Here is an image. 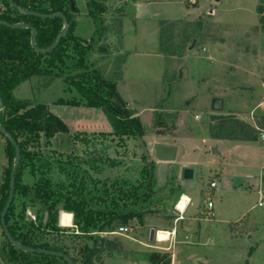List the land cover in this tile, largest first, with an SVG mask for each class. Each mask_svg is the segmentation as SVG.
<instances>
[{
	"label": "rangeland",
	"instance_id": "obj_1",
	"mask_svg": "<svg viewBox=\"0 0 264 264\" xmlns=\"http://www.w3.org/2000/svg\"><path fill=\"white\" fill-rule=\"evenodd\" d=\"M75 1L77 12L73 15L75 25L71 35L90 47L86 54L89 68L117 83L122 77L125 57L118 53L117 47L121 42L127 2L91 0L89 7L88 0ZM185 2L198 7L192 17L159 25L157 21L146 20L149 23L140 22L142 28L135 35L131 28L136 23L132 24L134 20L127 18L125 41L137 50L128 53L126 74H131L128 78L124 76L126 83H122L121 91L134 99L126 104L141 122L143 135L140 139L133 135L119 139L111 133L112 128L99 107L57 105L58 98L80 97L73 88L68 89L70 87L61 77L48 80V77L34 75L13 91L17 98L50 103L48 109L65 117L71 130L79 132L77 137L73 136L75 133H58L49 143L42 137L40 144H28L34 157L26 158L27 164L22 168L20 183L27 185V193L16 195L15 219L23 212L26 221H35L37 213L40 216L43 206L32 205L30 197L32 186L41 175L54 187L63 186V191L72 190L74 183L76 187H83L84 196L94 210L104 206L101 199L108 203L112 198L122 210H148L141 220L133 218L123 225L131 228L127 232L118 231L121 224L115 219L114 230L90 229L87 233H82L74 224L73 212L60 210L56 222L58 230H40L35 237L37 242L63 247L78 264H83L84 246H90L95 238H98L99 247L108 249L94 264H155L150 261L154 252H168L171 264L175 239L149 242L146 238L151 226L161 231L171 230L169 224L174 216L170 202L172 199L173 203L176 189L174 178H163L161 171L156 176L154 168L150 177L148 171L149 163L153 164L155 156L159 157L155 149L168 157L169 152L160 147L171 143L174 136H189L194 132L203 137L210 128L219 130L221 127H216L219 122L233 124L238 121L255 127L262 120L263 111L257 104L264 100V0ZM72 44L70 41L71 50ZM224 73L230 89L223 88L219 82ZM214 96L223 97L220 111L210 107ZM259 137L257 134L256 139ZM4 149L5 138L0 133V185L9 166L7 156L3 164ZM152 149L155 156L150 154ZM200 170L186 181L187 188L194 190L192 193L202 203L207 197L217 199L216 188L210 189L211 178L206 167L201 166ZM148 182L150 188L145 189ZM244 190L248 210L241 225L234 221L236 215L227 213L224 198L223 213L218 221H202L199 242L178 245L189 264H264V204H257L255 186ZM123 206L126 207L123 209ZM166 207L172 208L170 213ZM61 212L72 214L71 226L59 224ZM98 217L103 220L107 215ZM226 218L229 223L223 221ZM7 251L0 227V264L19 261H11L12 256ZM179 262L177 259L176 264Z\"/></svg>",
	"mask_w": 264,
	"mask_h": 264
},
{
	"label": "trees",
	"instance_id": "obj_2",
	"mask_svg": "<svg viewBox=\"0 0 264 264\" xmlns=\"http://www.w3.org/2000/svg\"><path fill=\"white\" fill-rule=\"evenodd\" d=\"M13 1L16 5L29 11L63 12L68 20V31L52 51L39 52L31 47V30L29 28H14L0 24V97L3 100L0 123L20 148V160L15 173L14 195L5 215V222L11 235L22 244L61 251L69 255L74 264H78L77 259L63 247L52 246L48 242H37L36 240V232H40V230H58L56 222L60 210L73 212L74 224L82 233H87L90 229L112 231L115 219L120 221V226H123L133 218L141 220L148 210L133 208L122 210L121 207L118 208V204L113 198L108 203L105 199H101L104 206L94 210L84 196L83 187H76L74 183L72 190L63 191V186L54 187L48 178L41 175L32 186L33 195L30 197L32 205H40V208L43 206L40 216L37 213L35 221H26L23 212L18 215V219H15L14 200L16 195L18 192L27 193V185L20 183L22 168L27 164L26 158L34 157V154L28 150V144L31 142L40 144L42 137L49 143V140L57 133H69V128L62 118L48 109L46 104L32 103L27 99L17 98L13 95V89L34 75L48 77V80L61 77L70 87L68 89L73 88L80 97L58 98L57 104L101 108L112 128L111 133L119 139L128 135L140 139L143 135V128L138 116H133L132 110L127 107V102L118 92L116 82L105 79L97 70L89 68L86 54L90 47L84 46L78 38L71 35L75 25L73 19L75 13L71 10L68 0ZM0 2V19L9 23L24 22L34 26L37 30L36 45L38 47L50 46L57 33L62 29L61 18H42L18 10L10 5L8 0H0ZM87 5L90 7L92 1L88 0ZM70 41L73 42V50L69 49ZM262 121L264 124V116ZM216 127L221 128L219 130L210 128L211 134H221L222 137L231 139L255 140L259 133L256 127L238 121L233 124L219 122ZM258 128L264 129V127ZM77 134L79 132H75L73 136L77 137ZM3 137L5 138V153L9 159V166L0 185V213L8 196L10 170L14 157V146L6 136L3 135ZM40 165L39 167H41ZM149 188L150 182L145 186V189ZM45 212H47V218L44 220ZM99 215H107V217L101 220ZM59 224L71 226L72 214L61 212ZM2 235L7 242V253L12 256L11 261H13L12 259L19 260L14 261L15 264H69L63 257L55 254L21 250L11 244L3 230ZM107 249L99 247L98 238H95L90 246L85 245L82 250L84 253L83 264H94L95 260L100 259V254ZM150 261L155 264L159 262H161L160 264H170V254L154 252L150 256Z\"/></svg>",
	"mask_w": 264,
	"mask_h": 264
},
{
	"label": "crops",
	"instance_id": "obj_3",
	"mask_svg": "<svg viewBox=\"0 0 264 264\" xmlns=\"http://www.w3.org/2000/svg\"><path fill=\"white\" fill-rule=\"evenodd\" d=\"M121 2V0H115ZM127 2L126 12L127 14L123 17L122 29H121V42L118 45V53L125 55L122 63V77L116 83L118 92L122 95L123 99L131 103L134 99L129 98L121 91L122 83L124 82V76H129L126 74L128 67L127 57L128 53L132 50H137L136 47L128 46L127 41H125V35L128 31L127 19H133L136 25L131 28L132 33L135 35L136 31L143 24L149 23L146 20L157 21L159 25L160 22L165 21H184L189 16H193L198 7L193 5H187L186 0H168V1H156V0H124ZM123 1V2H124ZM76 2V1H75ZM125 3V2H124ZM143 24L140 25L139 23ZM146 26V25H145ZM150 26V25H149ZM145 28V27H144ZM159 28L157 32L159 33ZM130 30V29H129ZM144 31L146 29H143ZM135 42V41H133ZM131 45V43H130ZM137 52V51H136ZM135 52V53H136ZM157 54L161 51L156 50ZM144 53V52H142ZM128 78V77H127ZM215 78V77H214ZM28 80V79H27ZM26 81V80H25ZM24 82V81H23ZM223 84V88L230 89L228 87V80L223 74L220 76V80ZM22 83V82H21ZM20 83V84H21ZM18 84L13 91L20 85ZM213 96V95H212ZM223 98V97H222ZM22 99V98H21ZM24 99V98H23ZM33 102L30 99H27ZM38 103V102H33ZM40 103V102H39ZM55 104V100L52 101ZM50 104V103H47ZM46 104V105H47ZM61 105V104H57ZM63 106L65 104H62ZM224 105V101H223ZM257 107L263 111L264 116V100L257 104ZM49 108V106H48ZM50 109V108H49ZM51 111V110H50ZM54 113V112H53ZM57 115V113H54ZM196 116V115H195ZM262 116V117H263ZM62 118L69 128V133H75L76 130H71L70 125L67 123L65 117ZM255 127H264L263 121L255 124ZM259 134V133H258ZM58 135V133H57ZM162 137V136H161ZM172 142L161 146L160 149L168 153V157L162 156L160 151L155 149V154L159 155L156 158L154 154V149L150 152L152 156H155L154 161V175L158 176L161 171L163 178H169L170 176L174 178V184L176 186L175 192L173 193V203L171 199V204L173 205V218H171L170 228L175 229V234L172 235L175 239L174 248V259L171 264H176L177 259H179L180 264H189L187 258L184 257L182 249L178 245L189 244L194 245L199 242L202 230V221H218L221 214L223 213V199L226 198V211L227 213L236 215L234 220L236 223L240 224L244 221L245 212L248 210L246 207L245 196H243L244 189L253 188L255 186L257 192V202L261 196L264 197V140L260 137L255 140H242V139H231L211 134L208 132L206 136H200L194 132H190L189 136H174ZM154 148V147H152ZM184 151V154L181 153ZM4 156L6 161L5 149ZM154 158V157H152ZM3 166V165H2ZM206 167L208 173L210 174V181L217 178L216 186L211 188L214 190V194L218 195L217 199L213 200V207L211 217H207L205 212L207 210L205 201L202 203L199 201L198 197L195 196L192 191L189 190V184H186L190 178L183 177L184 168H191L193 170V175L191 179L197 175L200 167ZM1 180V179H0ZM210 186V185H209ZM202 190V189H201ZM175 198V199H174ZM175 200V201H174ZM180 202H183L184 208H177ZM264 204V203H263ZM262 204V205H263ZM259 205V206H262ZM253 206V205H252ZM171 207H166L167 213H170ZM164 209V208H163ZM172 209V208H171ZM182 209V218H179V210ZM224 222L229 223V219H223ZM246 223L245 227L247 226ZM1 227V225H0ZM156 228V227H155ZM160 230H158L159 232ZM148 232V231H147ZM169 233V231L166 230ZM247 233V232H246ZM148 235V233H147ZM146 235V238H147ZM169 236V235H168ZM196 236V237H195ZM170 238V236H169ZM197 238V239H196ZM168 238L158 239V242L167 240ZM197 240V241H196ZM148 241V240H147ZM186 252V251H185ZM184 252V253H185ZM184 257V258H181Z\"/></svg>",
	"mask_w": 264,
	"mask_h": 264
},
{
	"label": "water",
	"instance_id": "obj_4",
	"mask_svg": "<svg viewBox=\"0 0 264 264\" xmlns=\"http://www.w3.org/2000/svg\"><path fill=\"white\" fill-rule=\"evenodd\" d=\"M8 1H9L10 5H12L13 7H16L18 10H20L24 13L33 14V15H36V16H39L42 18L58 17V18L62 19V24H63L62 29L60 30V32L57 33V35L54 38V41L48 47H38L36 45L37 30L34 26H32L28 23H24V22L9 23L6 20L0 19V24H4V25L14 27V28H17V27L29 28L31 30L30 44L34 50L39 51V52H50V51H52L57 46L59 40L67 33V31H68V20H67V17L65 16V14L63 12L45 13V12L29 11V10H25V9L21 8L20 6L16 5L13 0H8ZM68 2H69V6H70L71 10L74 13H76L77 12V6H76L75 0H68ZM210 107L212 110L220 111L223 108V99L221 97H218V96L212 97ZM2 108H3V100L0 97V112H1ZM0 132L4 136H6L8 138V140L14 146V157H13V162H12V166H11V170H10V186H9L8 196H7V199L5 201L4 206L2 208V211L0 213V225H1V228L4 232V234L6 235L8 240L11 242V244H13L15 247H17L21 250L28 251V252L38 251V252H43V253L55 254V255L63 257L69 264H74V261L71 259V257L69 255L61 252V251H55V250H50V249H45V248H40V247H31V246L24 245L21 242L17 241L9 232L8 227L6 225V222H5V215H6L7 210H8V208L12 202L13 195H14L15 173H16V169L18 167L19 160H20V148H19L18 143L15 141V139L8 133V131L1 125V123H0ZM143 147H144V144H143ZM149 171H150V177H151L153 175L152 163H149ZM192 175H193V170L191 168H184V170H183V177L184 178H191ZM46 218H47V212L44 213V220ZM147 240L149 242L155 241V227L151 226L149 228Z\"/></svg>",
	"mask_w": 264,
	"mask_h": 264
},
{
	"label": "built area",
	"instance_id": "obj_5",
	"mask_svg": "<svg viewBox=\"0 0 264 264\" xmlns=\"http://www.w3.org/2000/svg\"><path fill=\"white\" fill-rule=\"evenodd\" d=\"M262 16L264 17V10L262 11ZM195 117H198V116L196 115ZM256 129L259 130V136H260V138H261L262 140H264V129H260V128H258V127H256ZM209 185H210L211 188H214V187L216 186V180L214 179V180H212L211 182H209ZM205 203H206V208H207L205 214H206L207 217H211V216L213 215V213H212V211H211V210H212V207H213V199L210 198V197H207ZM263 203H264V197H263V195L261 194V196H260V198H259L257 204H258V205H262ZM178 210H179V213H180L178 217H179V218H182V212H183V210H182V209H178ZM129 230H131V228H129V227H127V226H120V227L118 228V231H122V232H127V231H129ZM157 231H158V229L155 228V241L158 242V240H156V237H157ZM168 231L172 233V234L170 235V238H171L172 235L175 234V229H171V230H168ZM170 238L168 237V239H170Z\"/></svg>",
	"mask_w": 264,
	"mask_h": 264
},
{
	"label": "bare ground",
	"instance_id": "obj_6",
	"mask_svg": "<svg viewBox=\"0 0 264 264\" xmlns=\"http://www.w3.org/2000/svg\"><path fill=\"white\" fill-rule=\"evenodd\" d=\"M177 208H184L183 206V202H180V204L178 205ZM172 233L171 232H166V231H157V237H156V240L158 239H164V238H168ZM169 235V236H168ZM159 241V240H158Z\"/></svg>",
	"mask_w": 264,
	"mask_h": 264
}]
</instances>
